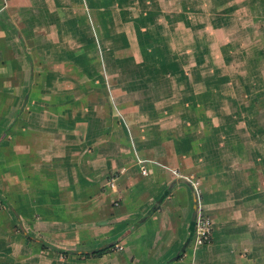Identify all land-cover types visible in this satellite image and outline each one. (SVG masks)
<instances>
[{"label":"crops","instance_id":"0c3cea01","mask_svg":"<svg viewBox=\"0 0 264 264\" xmlns=\"http://www.w3.org/2000/svg\"><path fill=\"white\" fill-rule=\"evenodd\" d=\"M0 264H264V0H0Z\"/></svg>","mask_w":264,"mask_h":264},{"label":"built area","instance_id":"2783aa9c","mask_svg":"<svg viewBox=\"0 0 264 264\" xmlns=\"http://www.w3.org/2000/svg\"><path fill=\"white\" fill-rule=\"evenodd\" d=\"M195 195H196V214H195V243L205 244L211 237V220L202 212L200 206V193L195 183H192Z\"/></svg>","mask_w":264,"mask_h":264},{"label":"trees","instance_id":"16d2710c","mask_svg":"<svg viewBox=\"0 0 264 264\" xmlns=\"http://www.w3.org/2000/svg\"><path fill=\"white\" fill-rule=\"evenodd\" d=\"M108 247H104V248H101V249H97V250H93V251H90L88 253H85V256H101L106 250H107Z\"/></svg>","mask_w":264,"mask_h":264}]
</instances>
